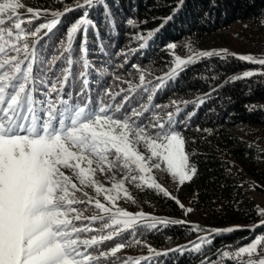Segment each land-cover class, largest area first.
<instances>
[{
    "label": "snow or ice",
    "instance_id": "snow-or-ice-1",
    "mask_svg": "<svg viewBox=\"0 0 264 264\" xmlns=\"http://www.w3.org/2000/svg\"><path fill=\"white\" fill-rule=\"evenodd\" d=\"M101 4L104 0H76L75 7L84 9L83 15L67 28L66 36L59 42L58 54L42 59L37 48L43 39L40 33L46 30L47 36L63 15L73 9L40 10L25 7L22 0H0V264H140L141 260L167 255L168 251L202 254L205 246L211 245L212 234L240 230V226L201 229L195 225L191 231L207 234L189 242L191 248L178 246L160 252L148 246L147 257L117 256L125 247L146 244L137 235L140 229L157 230L158 226L187 223L143 211L132 213L118 202L124 199L135 203L127 183L140 190L154 189L185 208L156 181L153 170L162 171V166L166 167L180 185L195 177L198 170L190 162L195 153L186 151L178 117L184 111L181 104L185 108L189 103L199 105L206 97L172 100L168 105H154L153 101L155 94L184 67L200 57L221 53H196L189 48L187 59L175 56L174 66L156 77V83L146 81L141 73L138 84L129 81V87L120 92L106 87L102 89L103 96L94 103L87 96V76L92 66L86 40L89 27H95L89 19V10ZM21 9L31 15L25 17ZM43 16L51 18L33 28L34 21ZM171 18L167 17L165 23ZM105 22L114 26L107 5ZM127 23L132 27L137 24L133 19ZM79 34H83L84 42L80 43L77 56ZM153 35V31L147 33L149 38ZM137 39L144 41L140 48L147 46L143 34ZM167 47L174 50L177 45L170 43ZM222 51L228 55L227 50ZM238 58L264 66V58L252 55ZM58 63L61 64L58 71H53ZM40 64L45 67L37 74ZM75 65L81 67V89L76 98L72 92H66ZM255 75L264 76V72L244 71L231 80ZM138 90L148 94L147 102L130 112L123 111L130 94ZM121 93L124 95L117 101ZM153 107L173 110L163 116L151 112L142 119ZM97 173L105 176L110 187L96 179ZM86 189H92L94 195ZM192 210L186 208L185 214ZM258 215L264 217V209ZM258 227H264V219L250 231L255 232ZM125 233L131 238L125 237ZM117 238L120 239L114 246L104 247L105 242ZM214 255L218 259L205 258L200 264H264V234H256L246 245L219 249Z\"/></svg>",
    "mask_w": 264,
    "mask_h": 264
},
{
    "label": "trees",
    "instance_id": "trees-1",
    "mask_svg": "<svg viewBox=\"0 0 264 264\" xmlns=\"http://www.w3.org/2000/svg\"><path fill=\"white\" fill-rule=\"evenodd\" d=\"M22 3L33 9L62 11L74 5L76 0H22ZM105 5L122 35L115 33L117 36L113 38L114 32L110 31L112 36L108 37V29L112 24L105 22ZM92 12V22L99 36L97 38L96 31L91 28L90 37L96 46L99 39L114 42L119 37L118 41L122 43L126 33H158L152 38L149 47L143 50V56L136 60L137 63L147 62L155 70H163V64L171 59L167 47L170 43L178 46L181 41H185L199 47L208 36L217 37L235 23L247 24L249 28L256 27L258 34L264 36V0H104V4L95 7ZM169 16L172 18L165 23ZM74 17V13L68 17L70 23ZM128 19L135 20L136 27L128 25ZM157 28L159 31H155ZM60 34L44 41L39 50L42 59L58 54ZM103 47L112 53L110 44H103ZM96 59L93 64L105 69L106 77L111 79L110 67L116 65L114 57L104 60L97 55ZM107 63L110 66L105 67ZM60 66L58 63L53 71H58ZM44 67L40 64L38 70ZM250 67V64L233 56L201 58L180 70L176 78L163 87L161 97L157 99L160 104L206 97L202 104L189 103L178 117V129L186 140L187 152L195 153L191 155V160L198 171L191 181L179 188L177 195L181 200L192 198L193 210L212 228L231 224L252 225L261 219L254 200L247 195L244 187L251 183L264 195V160L259 156L256 146L248 143L241 135L247 128L264 127V77L255 75L231 80V77L242 74ZM71 84L75 93H79L81 81L78 72L74 73ZM247 178H251V182H246ZM133 192L140 203L150 205L151 209L163 217L174 218L183 213L176 201L162 194L149 190ZM192 227L184 223L159 226L161 234L150 233L149 241L158 248L167 243L194 239L196 232L190 230ZM262 231V228L255 229V232L240 228L230 233L212 234V243L205 246L202 254L172 251L163 256L162 261L164 264H200L205 258L216 260L218 257L214 253L217 250L246 245L256 234H262ZM162 236L163 239L155 240ZM116 242L113 240L105 248L114 246Z\"/></svg>",
    "mask_w": 264,
    "mask_h": 264
},
{
    "label": "rangeland",
    "instance_id": "rangeland-1",
    "mask_svg": "<svg viewBox=\"0 0 264 264\" xmlns=\"http://www.w3.org/2000/svg\"><path fill=\"white\" fill-rule=\"evenodd\" d=\"M82 2V1H81ZM74 5L68 6L67 8H71ZM64 11V10H62ZM61 11V12H62ZM84 9H81L78 14H83ZM21 14L23 15H29L25 11H20ZM81 16V15H80ZM74 17L72 20L75 22L77 19L80 18ZM50 16H43L40 21H34L32 27L34 28L37 24L45 22L46 20L50 19ZM72 22V23H73ZM69 27V26H68ZM62 30V35H60L59 40H58V45L57 49L59 48V42L66 36V31L67 28ZM96 30V29H95ZM46 31V30H44ZM44 31L40 33L41 36L44 35ZM64 32V33H63ZM133 33V32H132ZM141 33H135V34H129L126 33L125 36L122 38V43H119V41L113 42V40L106 41L102 39L103 41L101 42L102 44H110V51H112L111 56L112 58L114 57V60L116 61V69L115 66H111V76L112 78L110 79V83L108 84L111 86L112 90L114 92H120V89H127L129 87V84L127 82H131L132 84H138L139 83V76L141 73L145 75L146 81H152L153 83H156V77L163 76L165 72L169 71L170 67H173V60L175 56H179L182 59H187L188 55H190L188 49L191 48L194 50V52L199 53L202 51H214V52H219L221 53L220 55H213L211 57H230L233 56L235 58H238L240 55H252L253 57L260 59L264 58V36L258 34V29L256 27H251L249 28L247 24L243 23H235L232 26H230L229 29L222 31L219 33L217 37H212L208 36L201 46H195L191 44V42H185L181 41L179 45L176 47V49H169L170 53L169 55L171 56V59H168L167 63H164L162 69L160 70H155L150 64L147 65L146 63H143V61H139L137 64L135 63L136 60L140 59L141 56H143V50L144 48H140L139 45L143 43V40L137 39ZM110 36V33L108 34V37ZM145 39L147 40V44L149 43V39L147 35H143ZM222 50H227L228 55H225ZM235 54V55H232ZM211 57H200L197 60H200L201 58H211ZM239 59V58H238ZM196 60V61H197ZM246 62V61H244ZM251 65L249 70L255 71V72H264V66H260L258 64L246 62ZM133 65H136L138 67H133ZM167 68V69H166ZM115 69V70H114ZM247 70V71H249ZM114 71V72H113ZM113 72V73H112ZM51 75V73H48ZM116 77H119L117 80ZM264 77V76H263ZM139 91V90H138ZM143 93V92H140ZM124 93H121L120 96L123 97ZM87 96L91 97V94L87 92ZM146 96V95H145ZM119 97V96H118ZM83 99V98H81ZM188 101H193V100H188ZM147 100L144 102L146 103ZM170 102H162L159 105H168ZM181 108H184V105H180ZM139 108V107H138ZM173 110L172 108L168 109H154L153 111H150V113H146L145 116L148 117L151 115V112H158L161 116L164 115L166 111H171ZM244 131V130H243ZM242 138H246L248 143L253 144L256 146L259 152V156L263 157L264 160V127H250L245 129V132L243 135H241ZM187 151V150H186ZM190 162L192 163L191 156H190ZM193 164V163H192ZM164 170H153V175L156 179V181L164 188L166 189L169 193H171V196L176 197L181 204L185 206V208H182V215L179 217H163L160 215L158 212L150 208V205H146L149 208H146L142 203L138 201V199L135 196V193L133 190L137 191L140 189H137L134 185L132 184H127L126 187L131 194L132 197L135 199V203H132L130 201H125L124 199H121L118 203L120 207L125 208L127 211L136 213L139 211H143L145 213L151 214L156 217H161V218H168L170 220H177V221H186L187 225H199L201 229H213L206 223L205 220H203L194 210H192L191 213H188L187 215L185 214V209L191 206V199L188 200H181L179 199L177 192L179 191V188L182 186L178 183V180L174 177L171 176L169 172H167L166 167L162 166ZM96 179L101 181L102 183H105L106 187H110L105 181V176L102 174L97 173ZM251 178H247L246 182H251ZM188 182V181H186ZM185 182V183H186ZM256 184V183H255ZM259 186L258 184H256ZM153 191L157 193L154 189H148L144 188L141 191ZM244 190L247 192V195L250 196L258 209H264V195L260 191H257L251 183L246 185L244 187ZM91 195H94V192L92 189H86ZM162 194L163 193H159ZM79 195V193H78ZM164 196V195H163ZM169 198V197H167ZM102 199V197H101ZM171 199V198H170ZM174 200V199H172ZM175 201V200H174ZM103 202V201H102ZM193 209V208H192ZM91 214V213H88ZM261 219H264V217H261ZM260 219V220H261ZM181 224V223H179ZM258 223H253L252 225H229L226 227L222 228H215V229H224L228 227H234V226H240V228H248L251 229L252 226L257 225ZM264 229V227H258L256 229ZM160 235L161 232L159 231V226L157 230H147V229H140L139 232L137 233L138 237L141 238L143 241L146 242V244L142 243L141 245H133L131 247H125L122 249L119 253H117L118 257H134V258H139V257H147L150 255L148 246H150L152 249H155L156 251L164 252L169 249H175L178 246H188V248H191L192 245L189 243L191 241H197V238L199 236H204L207 233L206 232H196V235L194 239L186 240L184 242L180 243H175V244H169L163 246V247H158L155 248L154 246L151 245V242L149 241V234L150 233H155ZM222 233V232H221ZM262 234H264V231H262ZM128 239L131 237L125 236ZM164 236L162 237H157L155 240L163 239ZM210 238V237H209ZM167 239V238H165ZM168 240V239H167ZM109 242V241H108ZM169 242V241H168ZM107 242H105V245ZM172 251H168V254H170ZM191 251H182V253H187ZM167 254V255H168ZM166 255V256H167ZM141 264H164V261H162V258H155L152 259L151 261H145L141 260Z\"/></svg>",
    "mask_w": 264,
    "mask_h": 264
}]
</instances>
